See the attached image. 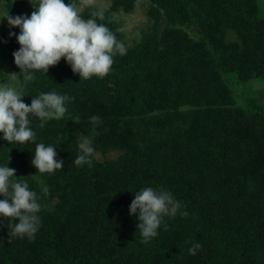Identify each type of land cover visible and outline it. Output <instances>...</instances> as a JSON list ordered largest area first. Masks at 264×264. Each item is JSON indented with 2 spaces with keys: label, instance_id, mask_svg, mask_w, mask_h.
<instances>
[{
  "label": "trees",
  "instance_id": "trees-1",
  "mask_svg": "<svg viewBox=\"0 0 264 264\" xmlns=\"http://www.w3.org/2000/svg\"><path fill=\"white\" fill-rule=\"evenodd\" d=\"M29 1L0 0V16H30ZM137 1L81 15L103 9L97 23L118 38V14ZM146 13L140 38L117 39L126 54L89 79L61 58L23 80L9 35L20 29L0 18L1 63L12 65L23 102L48 92L72 98L63 118L29 125L63 169L38 172L35 143L10 144L0 133V166L10 157L12 179L27 182L41 205L34 240L9 238L0 217V264H264V87L249 82L264 81V0H149ZM92 116L100 117L95 129ZM84 137H92L91 167L74 163ZM146 187L170 191L188 215L165 217L142 243L129 206Z\"/></svg>",
  "mask_w": 264,
  "mask_h": 264
},
{
  "label": "clouds",
  "instance_id": "clouds-1",
  "mask_svg": "<svg viewBox=\"0 0 264 264\" xmlns=\"http://www.w3.org/2000/svg\"><path fill=\"white\" fill-rule=\"evenodd\" d=\"M84 3L93 5L95 0H84ZM35 11L30 16L9 15L7 12L0 18H6L10 27H19L16 36L20 48L13 52L14 62L21 69L25 81L34 79L33 71L48 72L50 66L57 65L61 58H65L74 73H79L80 79H89L92 76H106L116 54H126V46L119 42L115 34L104 24L97 23V19L104 18V10L99 9L84 18L81 8L76 3H65L64 0H39L34 6ZM0 66L3 64L0 62ZM13 69L12 65L9 66ZM3 70L7 68H2ZM0 73V133L3 139L10 144L15 141L20 144L36 141L35 132L29 127L33 117L40 121L47 119H61L67 112L66 102L72 98L56 92L41 93L33 97L31 104L23 102L26 96L22 91L3 79L4 74L13 77L16 73ZM95 126L100 117L92 116ZM78 123V120L75 121ZM80 154L74 163L77 166H92V137H84L79 145ZM58 153L51 145L35 143V153L31 163L40 173H53L63 169V160L57 159ZM10 162V157L8 164ZM0 166V217L8 220L9 238L27 237L34 240L40 227L41 210L37 202V194L29 190L27 182H17L16 169ZM48 194V189H43ZM181 204L167 190H156L146 187L137 191L129 206V214L136 215L142 243H148L158 235V229L165 217H175L178 212L187 216L186 211H180ZM138 213V215H137ZM18 220V223L15 221ZM201 245L195 244L189 253L196 254Z\"/></svg>",
  "mask_w": 264,
  "mask_h": 264
},
{
  "label": "rangeland",
  "instance_id": "rangeland-1",
  "mask_svg": "<svg viewBox=\"0 0 264 264\" xmlns=\"http://www.w3.org/2000/svg\"><path fill=\"white\" fill-rule=\"evenodd\" d=\"M112 0H95L93 5L101 6V7H109ZM39 0H30L26 6V13H30L33 10H36L34 7L37 5ZM149 5V0H138L135 9L132 12H124L121 11L118 14L119 19V31L122 33V36H119L117 39L126 40L127 43L132 44L134 40L139 39L141 36V31L145 30L149 25V18L147 16V8ZM90 5L84 3V0H81L80 8L81 10L85 9ZM1 8V5H0ZM3 59L0 57V62ZM3 67L0 66V73H9L8 71H12V69L8 68L3 70ZM3 79L12 87L14 80L12 77H9L7 74H4ZM4 82L0 80V83ZM250 86L253 85V88L257 91H260L264 87V81L262 80H255L249 81ZM17 89V86H16ZM246 94L248 92L246 91ZM264 101V100H263ZM99 158L101 155L99 153L96 154Z\"/></svg>",
  "mask_w": 264,
  "mask_h": 264
}]
</instances>
